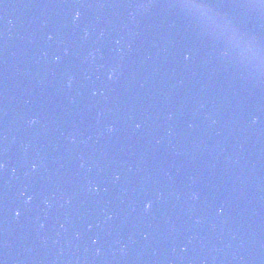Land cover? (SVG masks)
Wrapping results in <instances>:
<instances>
[{
  "label": "water",
  "instance_id": "obj_1",
  "mask_svg": "<svg viewBox=\"0 0 264 264\" xmlns=\"http://www.w3.org/2000/svg\"><path fill=\"white\" fill-rule=\"evenodd\" d=\"M61 264H264V0H127Z\"/></svg>",
  "mask_w": 264,
  "mask_h": 264
},
{
  "label": "clouds",
  "instance_id": "obj_2",
  "mask_svg": "<svg viewBox=\"0 0 264 264\" xmlns=\"http://www.w3.org/2000/svg\"><path fill=\"white\" fill-rule=\"evenodd\" d=\"M109 131H111V129H109Z\"/></svg>",
  "mask_w": 264,
  "mask_h": 264
}]
</instances>
